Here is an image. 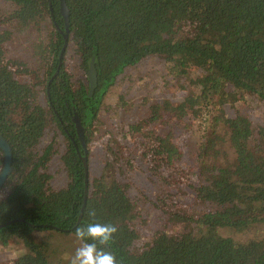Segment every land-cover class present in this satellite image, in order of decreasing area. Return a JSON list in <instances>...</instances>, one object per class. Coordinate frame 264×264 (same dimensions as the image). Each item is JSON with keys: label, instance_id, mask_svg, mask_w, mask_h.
I'll return each instance as SVG.
<instances>
[{"label": "trees", "instance_id": "1", "mask_svg": "<svg viewBox=\"0 0 264 264\" xmlns=\"http://www.w3.org/2000/svg\"><path fill=\"white\" fill-rule=\"evenodd\" d=\"M7 1L15 10L9 16L13 25L0 28V136L10 145L12 160L0 189V243L18 238L25 245L10 264H54L50 244L36 242L33 233L75 235L77 226L91 222L118 228L105 246L117 264H264V126L255 127L239 111L233 116L223 111L224 105L246 97L264 102V0H65L67 45L72 43L85 73L78 83L64 61L66 26L59 0H50L53 12L48 0ZM29 29L41 33L32 45L34 68L6 60L3 44L15 31ZM149 55L163 58L173 74L185 75L191 67L201 71L189 79L198 90L172 107L177 121L199 118L203 108L218 113L199 135L192 166L183 164V152L170 133L160 129L155 135L153 171L166 170L163 184L182 192L185 186L194 201L187 205L161 193L156 207L164 224L136 246L138 212L127 186L102 173L88 177L85 193L84 152L72 115L77 114L88 145L101 122L105 92L125 67ZM92 58L97 80L90 91ZM158 108L153 106L151 120L159 118ZM164 117L162 128L167 126ZM49 122L67 141L60 155L67 181L57 189L49 185L48 172L54 140L44 146L41 142ZM87 167L89 172L88 159ZM183 178L186 182L180 183ZM194 204L207 208L194 210ZM91 210L95 216L89 215ZM252 226L263 231L245 241L219 233L224 227L242 231Z\"/></svg>", "mask_w": 264, "mask_h": 264}, {"label": "rangeland", "instance_id": "2", "mask_svg": "<svg viewBox=\"0 0 264 264\" xmlns=\"http://www.w3.org/2000/svg\"><path fill=\"white\" fill-rule=\"evenodd\" d=\"M13 7L10 2L0 0L1 29L13 25V20L9 19ZM40 34L36 29L15 31L4 42L7 52L6 60L24 62L28 68L36 67V55L32 45L36 36ZM65 56L64 61L72 75V81L78 83L85 80V73L79 67L71 42L67 45ZM169 68L168 62L154 55L146 56L136 64L125 67L105 92L102 99L103 107L100 108L102 124L97 122L98 130L95 129L92 140L87 145L89 176L93 178L104 173L106 180L116 177L123 186H127L128 195L136 204L135 210L138 215L134 225L139 232L135 240L136 246H142L151 234L164 224L165 219L156 207V205H161L159 202L161 193L170 196L174 201L187 205H192L194 201L193 192L185 186L182 192L181 189L163 184L161 179L166 170L159 174L153 171L151 158L156 154L152 149L150 150V147L155 135L160 129L165 134L170 133L171 138L183 152V164L192 166L195 161L194 153L198 147L199 135L203 133V128L208 126L212 116L218 113V111H212L211 107L203 108L199 118L191 116L189 120L186 117L185 121H177L176 111L172 110V107L182 102L189 91L198 90V87L194 86L189 79L199 76L201 71L191 67L185 75H177L171 73ZM30 77L35 80L33 73ZM22 79L26 80L25 77ZM40 97L43 103L42 93ZM166 103L168 106L165 109ZM153 106H159L157 113L159 112L160 116L151 120ZM223 111L227 116H233L239 111L247 116L255 127L264 126V102H259L253 97H246L232 105L226 104L223 106ZM163 113L167 115V126L164 128L160 124L162 120H166ZM132 125L140 126L134 131L131 128ZM221 134L226 137L224 130ZM52 140H54L56 153L48 164V172L51 174L49 185L57 189L64 186L67 181L60 159L67 141L61 131L49 122L41 142L44 146ZM222 145L229 149L228 142ZM141 150L147 151L143 154ZM181 182H186L185 178ZM194 205L196 207L193 209L198 211L207 208L205 205L198 207ZM262 231V226H252L242 231L224 227L219 230V233L231 237L234 241H245L256 238ZM33 235L36 242L50 244V260L54 264H69L70 257L80 244L75 235L54 230H38ZM24 250L25 245L22 239H9L6 245L0 243V264H10Z\"/></svg>", "mask_w": 264, "mask_h": 264}, {"label": "clouds", "instance_id": "3", "mask_svg": "<svg viewBox=\"0 0 264 264\" xmlns=\"http://www.w3.org/2000/svg\"><path fill=\"white\" fill-rule=\"evenodd\" d=\"M95 216L94 210L89 212ZM118 228L111 223L91 222L75 228V237L80 241L69 264H117L116 256L106 250L114 240Z\"/></svg>", "mask_w": 264, "mask_h": 264}, {"label": "water", "instance_id": "4", "mask_svg": "<svg viewBox=\"0 0 264 264\" xmlns=\"http://www.w3.org/2000/svg\"><path fill=\"white\" fill-rule=\"evenodd\" d=\"M59 5H60V12L64 18V22H65V26H66V33L64 34V38H65V43L64 46L67 44V35H68V30H67V26H68V8L66 6L65 0H59ZM63 46V47H64ZM64 48L62 49L61 54H63ZM62 57V56H60ZM96 69H95V65H94V58L91 59V62L89 64V68L87 71V77L89 80V89L90 91L93 90V88L96 85V80H97V75H96ZM77 116V114H76ZM77 125L79 127V131H80V123L79 121H77ZM80 134V139H81V143L82 146L84 147V155L81 156V159L83 161L84 164V168H85V182H86V187H85V193L87 192V183H88V177H89V172H88V167H87V155H86V147H85V143L82 137V134ZM0 149L3 151V167L2 170L0 172V187L4 184L5 180L7 179V176L11 170V160H12V152H11V147L9 145V143L7 142V140L5 138H3L2 136H0ZM9 222H6L4 224L1 225H5Z\"/></svg>", "mask_w": 264, "mask_h": 264}, {"label": "flooded vegetation", "instance_id": "5", "mask_svg": "<svg viewBox=\"0 0 264 264\" xmlns=\"http://www.w3.org/2000/svg\"><path fill=\"white\" fill-rule=\"evenodd\" d=\"M3 1H7V0H3ZM49 1V7H50V10H51V12H53V8H52V4H51V2H50V0H48ZM9 2V1H8ZM11 3V2H10ZM11 5L12 6H14L13 7V9H12V11L11 12H13V10H15V5L13 4V3H11ZM59 11H60V5H59ZM61 13V12H60ZM64 19V18H63ZM65 34V33H64ZM5 42V41H4ZM4 42H3V44H4ZM68 42V41H67ZM67 45V44H66ZM60 56H62L63 57V54H61L60 53V55H59V57ZM60 59V58H59ZM9 60V59H8ZM11 61H13V60H11ZM14 64H12V63H9V66H13ZM13 67H16L15 65L13 66ZM19 68H21V66L19 67ZM72 120H73V122L75 123V125H76V130H77V134H78V137L80 138V134L79 133H81L82 134V137H83V128H82V126H81V124H80V131H79V127H78V125H77V121H79V123H80V120L78 119V117L76 116V115H72ZM101 122H100V124H102V120H100ZM99 122V121H98ZM64 136V135H63ZM65 137V136H64ZM72 138V137H71ZM81 140V139H80ZM83 140H84V137H83ZM84 143H85V141H84ZM81 145H82V143H81ZM85 147H86V151H88V148H87V144L85 143ZM77 148V147H76ZM1 150V149H0ZM77 150V149H76ZM82 150H83V152H84V147L82 146ZM78 152H79V154L81 155V153H80V151L79 150H77ZM1 152H2V157H3V151L1 150ZM88 154V152H86V155ZM87 159H88V155H87ZM2 167H3V164L2 165H0V172H1V170H2ZM2 187V186H1ZM1 187H0V189H1Z\"/></svg>", "mask_w": 264, "mask_h": 264}]
</instances>
